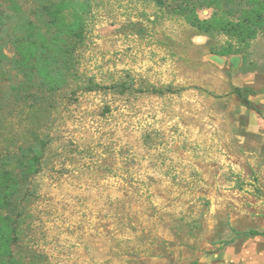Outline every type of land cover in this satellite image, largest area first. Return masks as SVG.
I'll return each instance as SVG.
<instances>
[{
	"label": "rangeland",
	"instance_id": "rangeland-1",
	"mask_svg": "<svg viewBox=\"0 0 264 264\" xmlns=\"http://www.w3.org/2000/svg\"><path fill=\"white\" fill-rule=\"evenodd\" d=\"M91 3L80 71L99 87L55 94L23 246L37 264H264V33L219 56L225 35L151 0Z\"/></svg>",
	"mask_w": 264,
	"mask_h": 264
},
{
	"label": "trees",
	"instance_id": "trees-1",
	"mask_svg": "<svg viewBox=\"0 0 264 264\" xmlns=\"http://www.w3.org/2000/svg\"><path fill=\"white\" fill-rule=\"evenodd\" d=\"M151 1L202 34L225 35V43L213 51L219 56L241 52L264 33V0ZM91 6V0H8L0 7V264H37L42 258L22 243L27 209L36 194L31 181L51 142L55 94L73 85V92L99 87L80 71ZM202 6L213 9L209 18L199 17ZM9 45L11 56L5 52ZM232 91L254 108L249 89L234 85Z\"/></svg>",
	"mask_w": 264,
	"mask_h": 264
},
{
	"label": "bare ground",
	"instance_id": "bare-ground-1",
	"mask_svg": "<svg viewBox=\"0 0 264 264\" xmlns=\"http://www.w3.org/2000/svg\"><path fill=\"white\" fill-rule=\"evenodd\" d=\"M233 62L236 63V59H234Z\"/></svg>",
	"mask_w": 264,
	"mask_h": 264
}]
</instances>
